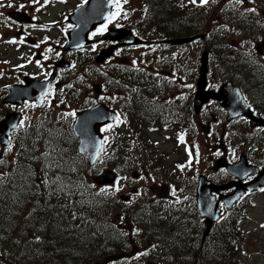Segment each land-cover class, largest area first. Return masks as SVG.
I'll return each instance as SVG.
<instances>
[{"label": "trees", "instance_id": "16d2710c", "mask_svg": "<svg viewBox=\"0 0 264 264\" xmlns=\"http://www.w3.org/2000/svg\"><path fill=\"white\" fill-rule=\"evenodd\" d=\"M140 1L136 33L146 39L204 33V43L223 70L220 79L226 80L227 75L236 79L250 93V102L264 113V65L258 62L260 58L252 46L264 27V0H255L260 1L261 11L241 7L238 0H213L208 5L200 0ZM227 43L232 51L227 50ZM181 49L176 47V51ZM132 73L131 69L117 70L109 82L116 88L120 85L130 111L136 107L137 83ZM64 123L59 116L52 119L49 113H42L30 121L28 129L15 134V152L11 157L5 155L6 164L0 168V264H100L108 260L128 264L126 259H119L132 247L135 219H151L145 215L150 212H133V207L122 206L124 202L107 187L104 192L95 187L90 180L94 167H88L86 158L77 152V140L70 125L67 128ZM129 137L123 133L119 140L107 138L109 150L105 153L120 157L127 152V158H131L134 153L130 144L126 145ZM39 141L43 149L38 148ZM138 149L139 157L145 160L143 164L151 165L153 161L144 158L141 143ZM40 184L44 186L40 188ZM247 202L245 196L219 221L205 239L211 238V243L194 245L189 263L236 264L239 250L230 242L234 239L236 217H241V206ZM165 228L159 232L167 234ZM151 229L146 227L145 233ZM217 239H224L221 247H217ZM163 254L158 253V257ZM169 254L181 256L176 250Z\"/></svg>", "mask_w": 264, "mask_h": 264}, {"label": "rangeland", "instance_id": "374dc122", "mask_svg": "<svg viewBox=\"0 0 264 264\" xmlns=\"http://www.w3.org/2000/svg\"><path fill=\"white\" fill-rule=\"evenodd\" d=\"M177 2H182V0H176ZM201 1V0H200ZM213 0H206V2H202L203 5H208ZM226 1V0H224ZM241 3V7L254 8L261 11V3L260 1L256 2L255 0H238ZM80 4V0H57L56 2L45 6L40 11H35L34 19L35 22L39 21L42 24H46L44 28L40 26H32L29 27V34L31 37L25 39V41H18L14 38L18 37L19 34L16 33L13 25L8 23L0 22V119L4 116V114L8 111H12L14 109L20 110L25 113V120L22 122L21 127L25 125L28 127L29 119L33 118L37 115V112H40V109L34 110L31 105L22 106L21 108H15L8 104H2L1 99L7 93V87L13 83H19L22 75L30 74L35 75L38 73H46L49 71L51 67L50 60L53 55H56V45L61 48L63 33L65 32V28L69 27L65 22V17L77 6ZM122 2H119L120 12L118 13L120 18L125 17L124 11L125 8H122ZM129 8H136L134 12V16L130 19L129 27L133 25V18L137 17L141 10V1L140 0H129ZM7 9H0V17L5 19L7 17ZM139 10V12H138ZM138 12V13H137ZM115 12L114 14H116ZM32 14V15H33ZM264 18V15H263ZM117 19V15L115 18H112L113 22L110 26H113ZM48 24H52L51 26H47ZM262 33L258 40H255L252 46L258 44L264 40V27L261 28ZM5 39L8 40V44L4 43ZM228 40H231L228 39ZM206 40L197 39L191 44H186L183 49L176 52L175 56L170 54H163V56L167 55V61L169 64L172 63L173 67L164 68L162 67L164 62L159 61L158 66L160 69L155 70V72H162V75L157 76L155 79L165 77L164 74L168 76L169 83L165 90H170L166 92H158L155 90L152 95H158L162 98V95L165 94H177L181 99L178 101L177 110L182 111L186 109L187 105L192 106L193 93L195 91V83L196 79L199 75V66L200 54L202 51H209L208 45L204 42ZM29 42V43H28ZM207 43V42H206ZM107 45H101L96 50L99 51L101 48H105ZM227 50L232 51L233 47H230L227 43ZM96 47H94V50ZM36 50H39L43 57L39 60L33 58V55ZM149 48H136L130 50H123L115 56V59L120 60L121 62L131 64L132 58L138 59L136 65V69L138 67H142V53L150 54V57L156 59L159 58L158 55L151 54ZM155 52V51H154ZM90 55H89V54ZM86 55H79L77 64L74 63V66L66 70L63 75L60 76V79L71 80L73 84L77 82L82 84V91H80L76 96L70 95V97L64 100L60 91H57V95L53 94L48 102L43 106V114L46 112L50 114L51 118H56L59 116L62 121H67L73 118L76 110L84 109L85 107H89L93 102L104 101L106 98L107 90L102 87V91H97L98 94L94 92L93 84L95 80L93 77H89L91 75L98 76L101 73L102 67L105 68L107 62L104 63L103 66H99L96 69V73L94 70H91L88 64L95 63L94 62V53L91 51L84 52ZM214 55V54H213ZM209 54L208 56V74L207 80L210 81V85L214 88H217L223 81L220 79L221 75H224L223 70L216 65V57ZM65 58H68L65 55ZM164 58V57H163ZM259 63L264 65V57H259ZM166 61V62H167ZM39 62V63H37ZM152 62L144 63L143 66H148ZM250 64H256V62H250ZM97 67V66H96ZM251 67V66H249ZM105 71V70H104ZM81 74L85 76L87 80L83 83L82 80L75 79L76 75ZM220 76V77H219ZM228 80H231L235 84H237V80L234 78H230L228 75L226 76ZM98 76V81H99ZM159 81V79H158ZM191 84L193 86L191 87ZM75 85V84H74ZM191 88H190V87ZM66 89L68 91L70 89ZM194 88L193 93L190 95V92ZM157 92V93H155ZM172 92V93H171ZM100 93V94H99ZM244 93L248 95L250 98V93L244 90ZM151 96V95H150ZM100 99V100H99ZM110 106L114 108H119L123 110V102L117 101L116 96L114 95L111 100H105ZM210 110V105L206 106L203 112L200 115H191V118L188 119V122L192 123V126L189 127L187 124L182 121V118L177 119L174 124L169 125L165 128L160 123L161 130L152 129V125L143 124L141 126L142 135H146L150 137V143L152 150L155 151L154 155L158 157V162L161 165L150 166V171L155 175V180L150 177V174L144 179L143 176H139L136 179H133L130 176L132 171H140L139 164L143 161H136L133 163L132 157L125 159V164H121V159L118 158L114 160L112 157H109L106 153L103 158H101L97 164V169L92 173L94 176L96 174L102 172L105 169L115 170L117 173V180L110 185V189L112 193H115L117 196L120 194H130V190L133 187L141 185L149 194V199L154 196H159L167 193V188L163 187V185H168V182L173 181L177 182L180 187L176 188V190H181L183 193H191L195 189V182L198 174H204L208 179H211L214 182L224 181L222 179L230 178L229 175H225L224 171H213L212 170V161L214 158L218 157L221 154L219 149V141L221 140V130L217 126H212L211 132L208 134L207 131L203 129L201 122L198 120L202 118L203 124H205V111ZM124 111V110H123ZM73 120V119H72ZM132 120V118H131ZM27 122V123H26ZM122 123V116L120 120L114 125H120ZM64 125L68 128V123H64ZM145 127V128H144ZM188 128V129H187ZM120 129H124L125 132L128 131L127 128L122 127ZM133 131L138 130L137 125H133ZM206 131V132H205ZM234 132V135L233 133ZM108 133H112L111 129ZM231 141L227 137L223 138L224 145L227 144L228 150L226 155L230 162H237L239 160V154L244 152L249 163H255L261 165L264 163V130L263 129H252L248 124L243 123V121H237L231 125ZM182 134L186 135V149L185 146H179L176 144V137L182 136ZM18 136V135H17ZM16 136V137H17ZM23 138V135H21ZM14 139V138H13ZM156 140L158 141L156 143ZM137 141L133 138L132 143ZM16 141H12L8 146L0 151V168H3L6 164L5 155L8 154L7 157H11L15 152ZM153 142V143H152ZM35 143V142H34ZM38 148L43 149L45 146L40 143H37ZM198 152V153H195ZM194 153V154H193ZM128 157V154L125 155ZM134 158H139L138 154L134 155ZM194 158V159H193ZM9 160V159H8ZM12 162V158L9 160ZM177 164L184 165V171L179 172L174 168H178ZM4 165V166H3ZM149 171V170H147ZM162 173V174H156ZM195 179V180H194ZM194 180V181H193ZM39 186V185H38ZM44 186L40 184V188ZM27 188V187H26ZM39 188V189H40ZM119 190H116V189ZM194 188V189H193ZM182 192L178 194H174L179 197L182 196ZM194 196V192H192V197ZM170 197V196H168ZM147 198V199H148ZM248 202L241 206L242 215L241 217H236L234 223L236 226L233 227V236L234 239L230 242L231 245L237 246V250L239 252L236 254V264H264V193L251 194L248 197ZM190 201H193L190 200ZM184 207H189L185 206ZM25 212H27L25 210ZM165 213L170 216L176 215V213H170L168 210L161 211L160 215L163 216ZM159 214V212H157ZM189 214H193L191 209ZM189 214L185 217V223H189L191 218ZM179 220H176V223ZM167 222V221H166ZM187 228L184 230L183 235H185ZM193 235V234H192ZM217 247H221L224 243V239L218 240ZM211 243V238L206 240V244ZM135 248L128 250L124 258L122 257L119 260H124L128 264H147V262H153L151 264H155L158 259V253L153 249V246H143L144 243L137 244L133 243ZM231 246H228L226 249L230 250ZM236 248V247H235ZM151 250V251H150ZM166 261L174 260L176 264H190L187 259L190 256L189 252H184L179 257H174L168 252L163 254ZM155 259V260H154ZM100 264H121L120 261H106L100 262Z\"/></svg>", "mask_w": 264, "mask_h": 264}, {"label": "water", "instance_id": "95a60500", "mask_svg": "<svg viewBox=\"0 0 264 264\" xmlns=\"http://www.w3.org/2000/svg\"><path fill=\"white\" fill-rule=\"evenodd\" d=\"M115 0H86L81 6L76 8L73 13L67 17V21L75 24V27L68 32V40L64 45L65 50L74 49L88 43L87 34L110 15ZM13 18L19 21L29 22L30 18L23 12H14ZM106 38L118 39L122 45H138L142 43L138 37L130 34L127 29H109L105 35ZM202 37L201 34L190 37L174 38L167 40L172 44H181L190 42L196 38ZM111 49V48H110ZM102 50L97 59L102 60L107 57L111 50ZM258 53L264 55V40L255 46ZM200 73L196 83V93L194 97V109L199 111L201 105L211 99H216L219 104L228 111L227 119L243 115L249 117L251 125L264 126V119L256 113L249 110L248 105L244 101L240 90L237 86L230 82L223 83L217 92L206 90V74H207V51L201 53ZM59 66H67L68 62L60 59L55 62ZM53 74L45 79L39 80L28 76L23 77V83L14 84L9 87V92L2 99L4 103H12L21 105L25 99L34 100L41 104L49 86ZM116 113L102 103H98L91 108L76 113V119L73 123V131L79 139L78 150L85 154L88 163L92 164L98 156V150L101 142L100 126L112 122ZM21 113L17 111L8 112L0 120V144L7 145L9 143L8 136L10 131L18 124ZM225 167L230 173L237 177V180L228 181L222 184H213L206 179L204 175H199L197 184V202L200 216L204 217L206 235L214 221L219 217L218 202L212 191L227 190L235 187L233 192L225 195L223 200L226 208H230L238 197L247 189L249 191L264 186V165L258 168L256 165L247 163L246 156L241 154L236 163L230 164L225 157L216 158L213 161V169ZM248 175L253 178L246 183L241 182ZM115 178L114 173L107 171L95 179L100 183L112 182ZM219 196H222L220 194Z\"/></svg>", "mask_w": 264, "mask_h": 264}, {"label": "flooded vegetation", "instance_id": "af4514ba", "mask_svg": "<svg viewBox=\"0 0 264 264\" xmlns=\"http://www.w3.org/2000/svg\"><path fill=\"white\" fill-rule=\"evenodd\" d=\"M48 1H50V0H35V2H33V0H0V9H2V10L7 9L6 10L7 13L8 12L11 13L12 11L17 10V11H24V12H27V13L31 14V13H33L35 11H39L40 9H42L44 7L45 3L48 2ZM9 5H11V6H9ZM7 23L13 25L16 33L19 34L18 37H26V38L29 39V35H28L29 25L23 24V23H20V22H14V21H7ZM99 39H100V37H96L94 39L93 44L94 43H98V44L103 43V45H104V43H105V45H108V46L113 45L116 51H123L124 50L122 48V46H120L119 43L116 42V41L103 40L102 42H100ZM115 56H116L115 53H113L112 57H115ZM112 60H116V59H112ZM140 71H142V70H139V72ZM143 72L148 74L150 79L155 83V77L156 76L154 75L155 74L154 70H152L151 68H146V69L143 70ZM161 73L162 72H159V75ZM227 81H230V80H227ZM207 88L208 89H214V90L218 89V87L217 88L212 87L210 85V81L208 82ZM163 92L167 93L168 90H165ZM170 99H171V94H165L164 99H161L162 101H151L150 103H145L144 104L145 106H140L141 110H138V113L141 116L144 115V113L145 114H149L148 116L151 118L152 121H154L156 119V117H158V114L156 113L155 108H159V109L168 108L169 109V106L170 105L172 106V103L174 102V101H172ZM209 105H210V110H206L205 113H204L205 117H206L205 124H203L202 118L198 119L201 122V125H202L203 129H205L207 131V134H206L207 137H208V134L212 130V126L219 127L220 130H221V133H220L221 137H223V138L227 137L229 139V137L231 136L232 133L234 135V132L231 133V125L232 124L237 123V121H240V122L243 121V123L249 125L248 119H246L244 117H238V118H233V119H230V120H226V118H227L226 110H224L222 107H220L219 104L216 101H214V100H210L207 104H204L202 106V108L200 109V112L198 113V115H200L201 112H203V110L205 109V107L209 106ZM169 112H170V109H169ZM182 113L188 114V108L183 110L181 112V114ZM160 117L162 118L164 116H160ZM251 128L252 129H263L264 130V127H251ZM227 144H225L224 147H223V151H225V155H226L227 150H228ZM226 157L228 158L227 155H226ZM256 165H258V164H256ZM261 165H258V166L261 167ZM220 170L221 169H219V171ZM248 178H250V177H248ZM232 179L233 178L230 177L228 179H222V180L229 181V180H232ZM218 183H221V182H218ZM230 190H232V189H230ZM230 190H228V191H230ZM227 192L224 191L223 193H227ZM245 193H246V195L250 194V193H247V192H245ZM245 193H244V195H245ZM174 198H176L178 200L180 199V197H173L171 195L170 200H174ZM184 230L182 231L181 235H175V236L173 235L171 237V240L174 242V246L178 245L179 247H186V246H189V245H194L195 237L193 235H191L192 230L187 228L185 235H183ZM181 241L187 242V245L186 244H181L180 243Z\"/></svg>", "mask_w": 264, "mask_h": 264}, {"label": "snow or ice", "instance_id": "6c2138e0", "mask_svg": "<svg viewBox=\"0 0 264 264\" xmlns=\"http://www.w3.org/2000/svg\"><path fill=\"white\" fill-rule=\"evenodd\" d=\"M33 2H35V0H33ZM193 2H195V0H193ZM201 2H206V0H201ZM117 3H118V0H117ZM9 6H11V5H9ZM250 11H254V9H250ZM115 15H118V13L112 14L109 18H115ZM104 28H106V25L104 26ZM104 28L98 29V31H103ZM37 63H39V62H37ZM2 162L3 161H0V163H2ZM116 190H119V189L117 188ZM261 190L264 191V189H261ZM101 191L104 192V191H107V190L106 189H101ZM36 239L39 240L40 237H36Z\"/></svg>", "mask_w": 264, "mask_h": 264}]
</instances>
